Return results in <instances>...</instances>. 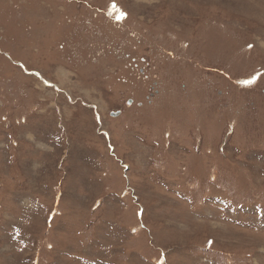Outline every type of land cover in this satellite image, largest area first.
<instances>
[{"label": "rangeland", "instance_id": "obj_1", "mask_svg": "<svg viewBox=\"0 0 264 264\" xmlns=\"http://www.w3.org/2000/svg\"><path fill=\"white\" fill-rule=\"evenodd\" d=\"M0 264H264V0H0Z\"/></svg>", "mask_w": 264, "mask_h": 264}, {"label": "water", "instance_id": "obj_2", "mask_svg": "<svg viewBox=\"0 0 264 264\" xmlns=\"http://www.w3.org/2000/svg\"><path fill=\"white\" fill-rule=\"evenodd\" d=\"M129 104H131V101H129ZM118 114V113H117Z\"/></svg>", "mask_w": 264, "mask_h": 264}, {"label": "snow or ice", "instance_id": "obj_3", "mask_svg": "<svg viewBox=\"0 0 264 264\" xmlns=\"http://www.w3.org/2000/svg\"><path fill=\"white\" fill-rule=\"evenodd\" d=\"M122 15H126V14H122Z\"/></svg>", "mask_w": 264, "mask_h": 264}]
</instances>
